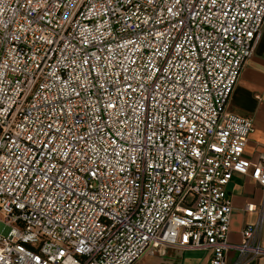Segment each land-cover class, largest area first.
I'll use <instances>...</instances> for the list:
<instances>
[{
  "label": "built area",
  "instance_id": "1",
  "mask_svg": "<svg viewBox=\"0 0 264 264\" xmlns=\"http://www.w3.org/2000/svg\"><path fill=\"white\" fill-rule=\"evenodd\" d=\"M264 0H0V264L264 256V152L228 109ZM235 176L262 188L229 240Z\"/></svg>",
  "mask_w": 264,
  "mask_h": 264
},
{
  "label": "crops",
  "instance_id": "2",
  "mask_svg": "<svg viewBox=\"0 0 264 264\" xmlns=\"http://www.w3.org/2000/svg\"><path fill=\"white\" fill-rule=\"evenodd\" d=\"M228 109L233 113L253 120L254 131L247 142L245 156L258 161L264 152V25L253 56L244 65L237 84L230 96ZM227 193L234 208L229 240L233 244L242 241V230L257 219L255 213L247 212V204H258L262 188L251 178L235 176L227 186ZM264 248V226L260 234ZM236 257L231 251L228 264ZM208 251L179 250L168 248L165 252L149 254L134 264H210ZM247 264H264V256Z\"/></svg>",
  "mask_w": 264,
  "mask_h": 264
},
{
  "label": "rangeland",
  "instance_id": "3",
  "mask_svg": "<svg viewBox=\"0 0 264 264\" xmlns=\"http://www.w3.org/2000/svg\"><path fill=\"white\" fill-rule=\"evenodd\" d=\"M11 231V227L7 226L4 222H0V234L7 236Z\"/></svg>",
  "mask_w": 264,
  "mask_h": 264
}]
</instances>
